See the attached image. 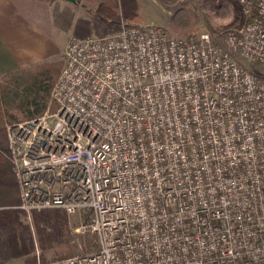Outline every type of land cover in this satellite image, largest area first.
<instances>
[{
  "label": "built area",
  "instance_id": "1",
  "mask_svg": "<svg viewBox=\"0 0 264 264\" xmlns=\"http://www.w3.org/2000/svg\"><path fill=\"white\" fill-rule=\"evenodd\" d=\"M196 39L124 22L71 36L56 112L9 125L29 215L96 249L36 264H264V0Z\"/></svg>",
  "mask_w": 264,
  "mask_h": 264
},
{
  "label": "trees",
  "instance_id": "2",
  "mask_svg": "<svg viewBox=\"0 0 264 264\" xmlns=\"http://www.w3.org/2000/svg\"><path fill=\"white\" fill-rule=\"evenodd\" d=\"M74 29V36L79 38L91 37L93 30L90 22L80 20ZM61 68V63L44 62L0 77V264L36 251L32 229L25 223L28 215L18 208L20 191L13 173L7 128L57 111L52 91ZM33 218L40 248L57 259L72 257V233L66 211L48 209L34 212Z\"/></svg>",
  "mask_w": 264,
  "mask_h": 264
},
{
  "label": "rangeland",
  "instance_id": "3",
  "mask_svg": "<svg viewBox=\"0 0 264 264\" xmlns=\"http://www.w3.org/2000/svg\"><path fill=\"white\" fill-rule=\"evenodd\" d=\"M52 11L56 26L63 32L65 48L56 58L47 63H61L64 66V53L71 36L75 33L74 25L80 21L92 24L90 36L102 37L116 34L124 22L153 24L161 27L168 35L196 39L203 33L214 35L227 30L225 22L232 20L230 26L243 24L244 9L234 0H76V3L64 0H43ZM1 82V80H0ZM9 125V124H7ZM26 213V212H25ZM41 213V212H38ZM25 223L33 232L35 252L30 256L13 260L8 264H36L40 261L57 260L50 252H44L38 243L34 225V213L28 214ZM68 216L72 233L71 251L75 256L96 249L93 235L79 232L78 229L87 221V216ZM49 230V228L47 229Z\"/></svg>",
  "mask_w": 264,
  "mask_h": 264
},
{
  "label": "crops",
  "instance_id": "4",
  "mask_svg": "<svg viewBox=\"0 0 264 264\" xmlns=\"http://www.w3.org/2000/svg\"><path fill=\"white\" fill-rule=\"evenodd\" d=\"M52 8L43 0H0V77L63 52L65 35L56 26ZM19 191L22 210L20 185Z\"/></svg>",
  "mask_w": 264,
  "mask_h": 264
},
{
  "label": "water",
  "instance_id": "5",
  "mask_svg": "<svg viewBox=\"0 0 264 264\" xmlns=\"http://www.w3.org/2000/svg\"><path fill=\"white\" fill-rule=\"evenodd\" d=\"M64 1H68V2H72V3H76V0H64Z\"/></svg>",
  "mask_w": 264,
  "mask_h": 264
}]
</instances>
